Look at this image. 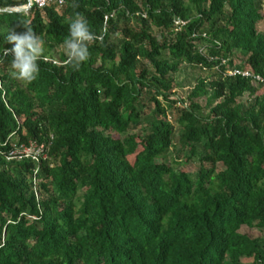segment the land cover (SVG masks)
I'll return each mask as SVG.
<instances>
[{
  "label": "trees",
  "instance_id": "16d2710c",
  "mask_svg": "<svg viewBox=\"0 0 264 264\" xmlns=\"http://www.w3.org/2000/svg\"><path fill=\"white\" fill-rule=\"evenodd\" d=\"M25 2L0 0V49H43L31 82L0 56V264H264V0ZM74 13L101 37L78 71Z\"/></svg>",
  "mask_w": 264,
  "mask_h": 264
},
{
  "label": "clouds",
  "instance_id": "9594fccd",
  "mask_svg": "<svg viewBox=\"0 0 264 264\" xmlns=\"http://www.w3.org/2000/svg\"><path fill=\"white\" fill-rule=\"evenodd\" d=\"M94 39L101 37L90 31L87 20L80 13H74L67 21V35L62 40L65 57L63 65L78 71L81 64L88 59V43ZM6 40L11 44V48L0 49V56H8L11 53V59L8 61L9 75L23 82L33 81L39 72L37 60L43 50L42 41L28 27L19 33L10 32Z\"/></svg>",
  "mask_w": 264,
  "mask_h": 264
},
{
  "label": "built area",
  "instance_id": "2783aa9c",
  "mask_svg": "<svg viewBox=\"0 0 264 264\" xmlns=\"http://www.w3.org/2000/svg\"><path fill=\"white\" fill-rule=\"evenodd\" d=\"M65 0H26L25 4L22 7H32L36 6L37 8H42L49 4H55V5H61L64 3ZM175 23H180L178 19L175 20ZM228 75H234V74H240L243 76H248L249 73L247 71H240L237 69H232L227 71ZM257 80H261L264 82V79H261L258 76H255ZM11 155L14 156H24V157H31L33 160H38V158L41 156L42 158L45 157L43 153V145L42 144H36V143H28L27 145L22 146L19 150L11 151Z\"/></svg>",
  "mask_w": 264,
  "mask_h": 264
},
{
  "label": "rangeland",
  "instance_id": "374dc122",
  "mask_svg": "<svg viewBox=\"0 0 264 264\" xmlns=\"http://www.w3.org/2000/svg\"><path fill=\"white\" fill-rule=\"evenodd\" d=\"M263 13H264V9H263ZM257 28L261 32H264V18L258 23ZM59 51H63L61 46H57L55 48L56 60H57V52ZM198 73H201V72H199L197 68H191L183 64L180 65L177 72L174 74V81L177 84L174 90L181 96H184L185 94H187V92H189V89L193 83V80H192L193 77L196 76ZM261 92H262L261 90H258L256 94H260ZM242 230L252 235H256V232L253 230H250V231L247 229H242ZM241 260L242 262L250 261L249 259H246V258H242Z\"/></svg>",
  "mask_w": 264,
  "mask_h": 264
},
{
  "label": "water",
  "instance_id": "95a60500",
  "mask_svg": "<svg viewBox=\"0 0 264 264\" xmlns=\"http://www.w3.org/2000/svg\"><path fill=\"white\" fill-rule=\"evenodd\" d=\"M27 10H28V7H17L14 9V11H22V12L27 11Z\"/></svg>",
  "mask_w": 264,
  "mask_h": 264
}]
</instances>
